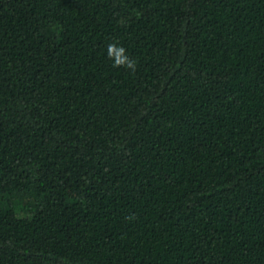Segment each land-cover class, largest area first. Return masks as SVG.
<instances>
[{
  "label": "trees",
  "instance_id": "1",
  "mask_svg": "<svg viewBox=\"0 0 264 264\" xmlns=\"http://www.w3.org/2000/svg\"><path fill=\"white\" fill-rule=\"evenodd\" d=\"M0 264H264V0H0Z\"/></svg>",
  "mask_w": 264,
  "mask_h": 264
},
{
  "label": "clouds",
  "instance_id": "2",
  "mask_svg": "<svg viewBox=\"0 0 264 264\" xmlns=\"http://www.w3.org/2000/svg\"><path fill=\"white\" fill-rule=\"evenodd\" d=\"M107 57L113 61V67L124 68L134 72L137 68V62L126 54L125 48L118 46L117 43L107 45Z\"/></svg>",
  "mask_w": 264,
  "mask_h": 264
}]
</instances>
